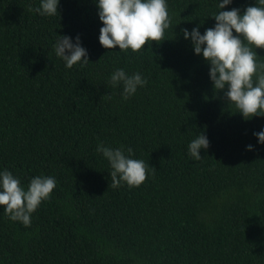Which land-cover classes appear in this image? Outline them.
I'll use <instances>...</instances> for the list:
<instances>
[{"label": "trees", "instance_id": "obj_1", "mask_svg": "<svg viewBox=\"0 0 264 264\" xmlns=\"http://www.w3.org/2000/svg\"><path fill=\"white\" fill-rule=\"evenodd\" d=\"M38 4L0 0V168L25 188L35 175L57 183L29 226L0 212V264H264V143L253 135L264 116L244 120L224 102L180 31L212 27L216 0H167L172 26L136 52L98 43L94 0H59L51 17ZM57 34L78 35L89 62L65 68ZM115 68L147 82L124 101ZM199 132L209 145L193 160ZM98 142L130 147L150 166L145 181L112 187Z\"/></svg>", "mask_w": 264, "mask_h": 264}, {"label": "clouds", "instance_id": "obj_2", "mask_svg": "<svg viewBox=\"0 0 264 264\" xmlns=\"http://www.w3.org/2000/svg\"><path fill=\"white\" fill-rule=\"evenodd\" d=\"M94 3L102 24L98 43L108 50L114 46L120 51L142 50L146 42L163 40L165 30L172 26L167 0H94ZM58 4L59 0H39L38 6L31 10L40 16L51 17L58 14ZM231 4L232 0H216L217 10L208 16L214 19V24L205 28L202 34L198 30L199 24L190 31L187 28L180 31L182 38L189 40L193 54L200 55L208 64L212 87L222 92L224 102L232 104L236 113L247 120L264 116V60H257L254 51L255 48L264 49V0H254L243 11L236 7L221 10ZM53 51L65 68L89 62L87 50L82 47L78 35L57 34ZM109 82L113 87L121 86V99L126 101L147 81L140 72L128 74L123 68H115ZM253 135L257 144L264 143V127ZM208 145L206 135L199 132L187 144V154L193 160H200L199 150L207 149ZM245 148L250 151L253 146L249 144ZM95 151L109 164L112 187L122 183L137 187L145 181L150 166L144 160L134 158L130 147H109L98 142ZM56 183L53 176L35 175L25 188L19 177L7 168H0V212L12 221L29 226L31 214L42 201L49 199Z\"/></svg>", "mask_w": 264, "mask_h": 264}]
</instances>
